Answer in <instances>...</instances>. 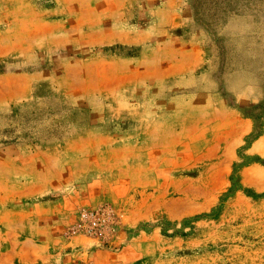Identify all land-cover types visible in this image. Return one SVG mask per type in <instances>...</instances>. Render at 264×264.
<instances>
[{
	"label": "rangeland",
	"instance_id": "374dc122",
	"mask_svg": "<svg viewBox=\"0 0 264 264\" xmlns=\"http://www.w3.org/2000/svg\"><path fill=\"white\" fill-rule=\"evenodd\" d=\"M106 20L151 38L101 45ZM34 71L0 92V264L32 236L71 264H264V0H0V91ZM100 207L104 238L68 237Z\"/></svg>",
	"mask_w": 264,
	"mask_h": 264
},
{
	"label": "crops",
	"instance_id": "0c3cea01",
	"mask_svg": "<svg viewBox=\"0 0 264 264\" xmlns=\"http://www.w3.org/2000/svg\"><path fill=\"white\" fill-rule=\"evenodd\" d=\"M131 1H134V0H131ZM174 20H175V18L172 17L171 22L173 23ZM90 23L92 25H96L97 20H92V22H90ZM150 23H152V26L155 27L158 24V18L151 20ZM159 25L160 24H158L157 27H159ZM121 26H123V23H121ZM56 27H59L58 22H57ZM104 27H105V29L103 30L104 33L102 34V36H100V44L101 45L110 46V45H113L115 43L142 44L146 41H149V39L151 38V36H149V37L146 36L147 34H146V31L144 29H141L139 32L138 25H136V27H134L136 30H138L134 34H129V32H125L127 29H124V31H123V29L118 31L116 29L117 25L114 24L112 20H110V21L106 20V23L104 22ZM97 31H98V27L94 29V32H97ZM59 34H63V33L60 32ZM152 37H154V36H152ZM130 40H132V41H130ZM96 44H97V42L95 43V45ZM95 58L96 57H94V59ZM89 61H93V59H91ZM47 74L48 73H46V71H34V72L17 74L16 77H18L20 80L26 81L24 84H22L23 86L15 83V82L12 84L9 83L6 88H3V90L6 89L5 92L4 93L2 91H0V92L7 99V101L17 100L18 98L24 96L23 94H26L29 86H31L32 83L38 82L40 79H42V77L46 78ZM11 77H14V76H2V75H0V78L8 79V81H10ZM47 78L50 79L49 76ZM126 78L127 77L125 76L123 79H126ZM35 237L36 236L31 237L32 238L31 239V241H32L31 251H30V255L27 256V258H26L27 264H71L69 262L70 259H69L68 255L65 253H60L58 250L55 251L54 247H53L54 250L52 251V253L49 251L38 252V250H40V248L43 247V243H39L38 239H35ZM50 238L53 239V240H50V242L55 243V244L58 243L57 241H58L59 237L57 234H54L52 232V234L50 235Z\"/></svg>",
	"mask_w": 264,
	"mask_h": 264
},
{
	"label": "built area",
	"instance_id": "2783aa9c",
	"mask_svg": "<svg viewBox=\"0 0 264 264\" xmlns=\"http://www.w3.org/2000/svg\"><path fill=\"white\" fill-rule=\"evenodd\" d=\"M112 229L111 210L108 208H96L92 210H81L77 222L70 228L68 237L80 235L85 238H104ZM77 264H89L80 261Z\"/></svg>",
	"mask_w": 264,
	"mask_h": 264
}]
</instances>
